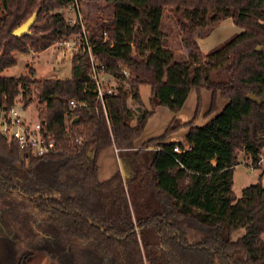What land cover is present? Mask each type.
<instances>
[{
	"label": "trees",
	"instance_id": "16d2710c",
	"mask_svg": "<svg viewBox=\"0 0 264 264\" xmlns=\"http://www.w3.org/2000/svg\"><path fill=\"white\" fill-rule=\"evenodd\" d=\"M101 1L114 13L96 20L90 40L116 77L107 114L87 52L72 56L63 78H36L34 68L2 74L17 62L16 50L42 51L81 36L82 22L61 11L76 0H0V107L16 105L19 95L25 108L37 99L38 118L58 145L27 156L0 129V217L8 234L0 231V239L30 245L14 264L35 253L51 264H264V170L240 196L234 190L239 154L259 167L264 153V0ZM33 14L30 33L14 35ZM165 15L178 21L186 60L168 45ZM226 18L241 31L204 53L197 38ZM130 59L125 76L120 66ZM143 84L150 85L149 106ZM192 90L194 115L182 121L176 114ZM203 90L212 96L199 125ZM217 96L227 102L212 116ZM72 99L88 107L71 109ZM159 106L175 115L161 134L139 143ZM184 126V141L169 140ZM109 147L124 172L100 180L99 155Z\"/></svg>",
	"mask_w": 264,
	"mask_h": 264
},
{
	"label": "rangeland",
	"instance_id": "374dc122",
	"mask_svg": "<svg viewBox=\"0 0 264 264\" xmlns=\"http://www.w3.org/2000/svg\"><path fill=\"white\" fill-rule=\"evenodd\" d=\"M80 10H79V8ZM58 11V10H57ZM65 17L68 20H72L73 22L79 18V15L83 17V21L85 24L86 29L91 32L92 25L96 22V20L105 18L110 16L114 13V7L106 5L101 0L96 1H89V0H81L77 3L71 5L68 9L61 10ZM221 24V23H220ZM218 24L216 28L210 33V35L206 36V40L201 42L202 44V51L208 52L214 47L218 46L222 42H224L227 38H229L234 33L238 32L239 29L236 25H231V27H225L226 25ZM91 26V27H90ZM163 29L170 33V39L168 41L169 47L175 50L177 53V60L183 61L188 58V49L182 44L181 42V35H180V28L178 25L177 19L171 18L168 19L167 15L163 18ZM58 48L54 47L53 44L46 48L44 51H28V52H14L17 58L16 64H13L7 68H5L2 72L3 75L7 76H19L22 74H29L30 68H34L35 70V77L36 78H63L66 76H70L71 74V64H72V54L70 53H62L61 51L57 50ZM150 85L143 84L141 85V96L143 104L149 106V97H150ZM212 93L209 90L202 91V114L196 119L195 124H203L205 123L208 118L204 117V113L209 109L210 102H211ZM196 100H197V92L196 90H192L185 101L181 110L176 114L179 118L183 121L190 120L195 111L196 107ZM227 100L217 96L216 105L217 110L212 114L214 116L218 113L226 104ZM38 100L36 99L32 104H30L27 108L23 107V102L21 100V96L19 95L16 98L17 107H19L28 119L32 121H37L39 112L37 107ZM128 103L132 105V99L129 98ZM175 113L171 111L166 106H159L156 109L155 114L149 119L145 130L139 139V143L142 141L161 134L164 129L167 127L171 119ZM210 116V117H212ZM188 131V127H181L174 136L178 138V140H185V134ZM264 158V153L263 156ZM240 163L244 166L249 168H260L262 174L264 168L260 162L259 167L255 165H251L244 157L243 153L239 154ZM247 162H246V161ZM118 168H121L120 161L117 155L116 150L114 147H109L103 150L99 155V171L98 177L100 180H105L109 178ZM247 173V176H250L251 179H255L254 172L250 169H246L243 166H238L236 171V188L239 189V177L240 172L243 171ZM249 172V173H248ZM264 177V174H263ZM263 179V178H262ZM264 181V179H263ZM247 183V182H246ZM0 231L6 235L7 229L4 226L1 217H0ZM244 233V229L237 230L234 234V237L242 235ZM12 237V236H11ZM29 239H21L18 241H8V239L3 238L1 236L0 239V264H14L18 261L20 255L26 251L28 248L29 250ZM52 259L42 253H35L32 259L27 264H51ZM56 263V262H55ZM58 264H60L57 261Z\"/></svg>",
	"mask_w": 264,
	"mask_h": 264
},
{
	"label": "built area",
	"instance_id": "2783aa9c",
	"mask_svg": "<svg viewBox=\"0 0 264 264\" xmlns=\"http://www.w3.org/2000/svg\"><path fill=\"white\" fill-rule=\"evenodd\" d=\"M75 3H77L78 6L77 0ZM77 19L82 22L83 34L77 37H64L55 42L53 46L58 48L57 50L62 53L66 54L68 52L72 54V56L79 52L88 53L91 64L89 76L95 85L97 102L100 103L105 114H107L105 98L106 95L113 93L116 85V77L107 69V64L100 60L94 53L93 44L90 40V32L85 27L83 17L79 15ZM69 21L73 22L72 20ZM106 37L107 33L105 32V38ZM132 64H134L133 59L124 61L120 66V71L125 76H129L131 73L130 66ZM77 106L87 108L88 103L86 101L70 100L71 109ZM0 129L10 140H14L18 144L21 152L27 156H43L58 151L56 138L46 128L45 123L40 119L37 121L28 119L23 115L21 109L17 107V104L10 107H0ZM174 151L179 152L180 148L176 146ZM263 159L262 157L258 165H260Z\"/></svg>",
	"mask_w": 264,
	"mask_h": 264
},
{
	"label": "crops",
	"instance_id": "0c3cea01",
	"mask_svg": "<svg viewBox=\"0 0 264 264\" xmlns=\"http://www.w3.org/2000/svg\"><path fill=\"white\" fill-rule=\"evenodd\" d=\"M221 27H222V25H226L225 27H231V25H235V23L233 22V20H232V18H226V19H224L223 21H221ZM238 29H239V31H241V28L240 27H238V26H236ZM238 31V32H239ZM206 38L207 37H203V38H197V41H198V43H199V46L201 47V50H202V44H201V42H204L205 40H206ZM45 50V49H44ZM43 50V51H44ZM17 51V50H16ZM15 51V52H16ZM19 52V51H18ZM204 53H206V52H204ZM16 56V55H15ZM17 59V58H16ZM16 64V63H15ZM183 121V120H182ZM169 140H177L178 141V138L176 137V136H173V137H170L169 138ZM179 141H184V140H179ZM115 150H116V152H117V149L116 148H114ZM249 162V161H248ZM243 166V167H245L247 170L248 169H250L251 170V172L250 173H252V171H255L254 172V178L255 179H251L250 180V176H247V173L246 172H244V170L243 171H241L240 172V177H239V189L238 188H236V185H235V182H236V171H237V169H238V166ZM262 166H263V168H264V159H263V161H262V164H261ZM261 169L260 168H257V169H254V168H249V167H247V166H244V165H242V164H238L237 165V167H236V169H235V172H234V190H235V192H236V194H237V196H240V194H241V191H242V189L245 187V186H247V185H249V184H251V183H255L257 180H258V178H259V176H260V173H261ZM249 173V172H248ZM263 179H264V177H263ZM262 179V180H263ZM247 182V183H246Z\"/></svg>",
	"mask_w": 264,
	"mask_h": 264
},
{
	"label": "water",
	"instance_id": "95a60500",
	"mask_svg": "<svg viewBox=\"0 0 264 264\" xmlns=\"http://www.w3.org/2000/svg\"><path fill=\"white\" fill-rule=\"evenodd\" d=\"M36 19V14H33L31 17H29L24 23H22L20 26H18L14 31V35L16 36H22L24 34L30 33V27L33 24L34 20ZM249 97L254 98L253 94H249ZM139 110H141V107H139ZM121 165V163H120ZM121 169L124 172L122 165Z\"/></svg>",
	"mask_w": 264,
	"mask_h": 264
}]
</instances>
